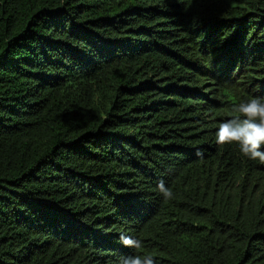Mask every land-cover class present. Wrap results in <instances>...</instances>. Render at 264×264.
<instances>
[{"label": "trees", "instance_id": "trees-1", "mask_svg": "<svg viewBox=\"0 0 264 264\" xmlns=\"http://www.w3.org/2000/svg\"><path fill=\"white\" fill-rule=\"evenodd\" d=\"M252 97L264 0H0V264H264Z\"/></svg>", "mask_w": 264, "mask_h": 264}, {"label": "clouds", "instance_id": "clouds-1", "mask_svg": "<svg viewBox=\"0 0 264 264\" xmlns=\"http://www.w3.org/2000/svg\"><path fill=\"white\" fill-rule=\"evenodd\" d=\"M235 111L238 115L220 122L215 131L218 144L235 143L240 153L251 160L264 163V98L252 97L240 102ZM163 199L171 200L174 192L163 180L157 185ZM120 242L123 246L140 249L143 241L133 235L121 233ZM117 264H156L152 254L122 256Z\"/></svg>", "mask_w": 264, "mask_h": 264}]
</instances>
